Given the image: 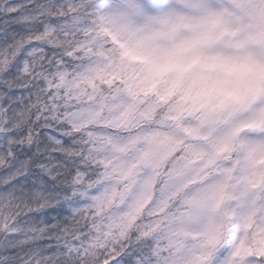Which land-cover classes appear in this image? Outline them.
Returning a JSON list of instances; mask_svg holds the SVG:
<instances>
[{
  "label": "snow or ice",
  "instance_id": "obj_1",
  "mask_svg": "<svg viewBox=\"0 0 264 264\" xmlns=\"http://www.w3.org/2000/svg\"><path fill=\"white\" fill-rule=\"evenodd\" d=\"M83 2L41 0L38 4L37 0L19 3L0 0V41L18 38L17 52L25 45L31 48V54L46 51L50 65L71 68L90 88L95 89L97 81L102 87L110 88L115 83V74L102 72L91 62L96 55L108 58L105 49L89 40L94 28L112 44L117 43L118 36L127 37V44H119L124 49L123 56L147 61L153 52L152 42L170 37L183 25L182 18L174 19L170 12H159L163 7L160 4L124 0L123 9L97 13L98 26L90 20L80 23V18L75 17L74 30L69 33L73 37L72 45L53 51L59 48V41L53 32L33 27L38 22L33 13L42 11L54 17L53 23L63 24L69 13L75 16L76 7ZM133 17H143L144 25H134ZM138 33L144 35L137 38ZM185 50L179 49L177 55ZM14 60L12 56L0 62V71ZM168 68L187 70L175 56L165 70ZM19 70L41 74L27 60ZM47 75L52 78L50 72ZM63 81V74H58L49 88L54 91ZM4 84L8 91L0 90V112L5 108L13 110L18 101L25 99V85H14L12 81ZM128 92L135 95L130 87ZM115 109L120 110V123L101 118L105 110ZM134 111V104L114 97L111 102L103 100L97 111L86 110L79 126L67 120V112L58 114L65 121L61 127L46 126L56 137H68L63 142L56 139L57 151L64 160L65 178L59 185L46 187L39 177L29 178L25 185L18 184L13 190L24 192L26 186L42 185L41 190L28 194L21 213L26 217L22 226L40 242L36 253L51 250L41 259L56 264H87L92 253L96 256L95 264H264V113L225 117L218 113L179 112L160 120L153 116L133 119ZM225 120L229 121L227 130L221 127ZM99 145L107 147L94 151ZM110 166L124 180L134 177L138 169L150 167L153 175L147 183L149 191L157 177L185 173L190 174V183L214 172L226 174L229 179L235 173L242 187L232 197L235 203L222 224L214 219L224 203L222 191L215 204L209 203V197L197 195L174 205L175 196L187 184L177 185L174 191L155 202L147 195L119 217H108L107 213L118 203L117 195L122 198L124 193L114 191L106 200L96 196L71 201L67 188L84 184L86 180L89 187H94L102 169ZM8 195L11 197L12 193ZM193 221L197 222L195 228ZM3 223L0 218V225ZM93 232L102 234L111 243L97 245ZM222 241L224 258L217 260L214 253ZM96 247L102 250L95 253Z\"/></svg>",
  "mask_w": 264,
  "mask_h": 264
},
{
  "label": "clouds",
  "instance_id": "obj_2",
  "mask_svg": "<svg viewBox=\"0 0 264 264\" xmlns=\"http://www.w3.org/2000/svg\"><path fill=\"white\" fill-rule=\"evenodd\" d=\"M40 2L37 0L38 4ZM150 2L163 6L159 12H170L174 19L182 18L183 25L170 37L164 36L152 42L153 52L149 60L124 57V49L119 44L128 43L125 36H118L117 43L112 44L96 28L89 33V40L107 52V59L96 55L91 62L100 71L115 74V83L110 88L102 87L99 81L95 89L90 88L71 68L63 64L50 65L46 51L31 54V48L25 45L17 52L18 38L8 37L0 41V62L15 56V60L0 71V90L8 91L5 81L25 85V99L18 101L13 110L5 108L0 112V218L4 220L0 225V264H56L41 259L51 250L37 254L40 242L22 226L26 217L21 213L28 194L41 190L42 185L26 186L24 192L13 190L18 184L25 185L29 178L39 177L44 182L43 187L59 185L65 178L64 160L57 151L56 139L63 142L68 137H56L46 127H61L65 123L59 113L67 112V120L79 126L86 110L97 111L103 100L111 102L114 97L135 105L133 119L153 116L163 120L179 112L193 115L218 113L225 117L264 113V0ZM123 7L124 0H84L76 7L75 16L69 13L67 22L63 24L53 23L54 17L36 10L33 14L37 15L38 22L33 27L53 32L59 41V48L53 51L58 52L73 43L69 33L74 30L72 21L75 17L80 18V23L90 20L98 26L97 13ZM132 23L142 26L145 21L143 17H133ZM143 35L138 33L137 38ZM181 48L186 50L177 55ZM174 56L187 70H165ZM24 60L41 74L20 71ZM49 72L52 78L58 79V74L64 76L63 83L54 91L49 88L52 83V78L47 75ZM129 87L134 96L129 94ZM7 103L5 100L4 104ZM120 114L119 109L105 110L101 118L120 123ZM228 126V120L221 125L224 130ZM106 147L99 145L94 151H102ZM227 164L226 161L225 166ZM152 175V169L146 166L138 169L134 177L124 180L110 166L102 169L99 182L94 187H89L86 180L84 184L72 185L66 191L71 201L96 196L106 200L114 191L124 193L122 198L117 195L118 203L109 210L108 217H119L132 210L137 201L147 195H151V202H155L158 197L174 191L177 185L187 184V187L175 196L174 205L197 195H205L209 197V203L215 204L222 191L224 203L214 216L216 222L222 224L235 203L232 197L242 187L235 173L229 179L226 174L214 172L196 183H190V174L185 173L157 177L149 191L147 183ZM9 193H12L11 197ZM196 226L197 222L193 221L192 227ZM92 238L97 245L111 243L95 232ZM223 247L222 241L214 253L217 260L224 258L221 255ZM101 250L96 247L94 252ZM95 259L96 256L90 253L87 264H95Z\"/></svg>",
  "mask_w": 264,
  "mask_h": 264
},
{
  "label": "rangeland",
  "instance_id": "obj_3",
  "mask_svg": "<svg viewBox=\"0 0 264 264\" xmlns=\"http://www.w3.org/2000/svg\"><path fill=\"white\" fill-rule=\"evenodd\" d=\"M20 1H15V2H13V3H19Z\"/></svg>",
  "mask_w": 264,
  "mask_h": 264
},
{
  "label": "trees",
  "instance_id": "obj_4",
  "mask_svg": "<svg viewBox=\"0 0 264 264\" xmlns=\"http://www.w3.org/2000/svg\"><path fill=\"white\" fill-rule=\"evenodd\" d=\"M15 1H20V0H12V2H15Z\"/></svg>",
  "mask_w": 264,
  "mask_h": 264
}]
</instances>
